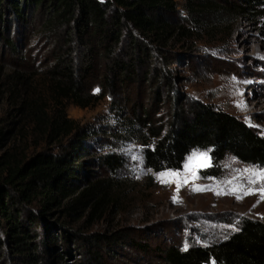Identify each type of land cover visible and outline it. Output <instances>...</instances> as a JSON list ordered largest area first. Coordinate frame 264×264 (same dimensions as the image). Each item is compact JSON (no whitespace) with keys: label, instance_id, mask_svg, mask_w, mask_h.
Here are the masks:
<instances>
[{"label":"rangeland","instance_id":"rangeland-1","mask_svg":"<svg viewBox=\"0 0 264 264\" xmlns=\"http://www.w3.org/2000/svg\"><path fill=\"white\" fill-rule=\"evenodd\" d=\"M20 1L16 12L11 0H0V160L13 155L27 161L45 151L67 154L79 133L53 140L38 122V116L52 119L65 111L89 134L80 161L81 190L101 181L102 199L94 214L90 205L80 217L64 212L73 197L62 198V205L46 216L35 201L29 209L40 222L31 227L38 234L27 237L31 251L41 253L47 240L64 264L92 253L106 264H166L163 253L171 246H207L237 231L245 218L264 219V164L227 155L217 165L219 176H212L202 174L213 166L210 150H193L181 170L156 172L144 159L145 149L156 141L149 127L167 128L180 107L197 101L240 117L264 135V0L260 5L253 0H173L174 12L163 17L185 32L160 44L134 31L146 44L141 55L149 59L136 82L116 75L111 86L105 55L96 46L90 61L75 36L73 54L64 61L73 57L79 74L86 63L95 64L86 92L97 100L87 108L68 99L57 102L50 71L69 47L67 40L63 31L55 35L45 27L47 7ZM250 5L251 13L240 16ZM106 154L121 157L123 165L109 170L102 160ZM7 226L0 220V264H34L26 251L13 248ZM64 230L73 233L67 245ZM38 259L37 264H47Z\"/></svg>","mask_w":264,"mask_h":264},{"label":"trees","instance_id":"trees-1","mask_svg":"<svg viewBox=\"0 0 264 264\" xmlns=\"http://www.w3.org/2000/svg\"><path fill=\"white\" fill-rule=\"evenodd\" d=\"M11 1L14 10L20 12L21 1ZM23 1H28L33 7H47L45 27L55 35L63 31L67 40L69 47L64 46L68 47L65 54L57 57V65L50 71L51 88L57 102L61 104L68 99L87 108L97 100L86 92L89 73L95 69V64L86 63L84 72L79 74L76 73L78 65L73 57L68 62L64 61V56L73 54L70 44L75 36L80 40V47L88 52L90 61L95 60L98 53L96 46L100 55H105L110 64L105 79L113 86L116 80L112 78L116 75H120L122 80L136 82L137 77H142L143 72H146L149 59L141 55L146 53V44L134 35L135 30L155 37L160 44L171 36L185 32L184 26L163 17L164 13L174 12L173 0ZM253 3L262 4L260 0H253ZM251 7L241 9L239 15L250 14ZM227 10L229 14L236 11ZM144 76H147L146 73ZM164 77L170 76L165 74ZM147 114H150L148 110ZM147 118L144 116L142 119ZM38 122L53 140L73 133H79L81 138L71 145L65 155L45 151L27 161H19L13 155L0 160V220L8 224L6 236L14 244L13 248L17 252L26 251L28 254L25 257L30 263L37 264L38 258H43L47 264H64L61 253L52 249L47 240L44 245L46 249L41 253L30 250L29 246L33 242L27 241V237L37 230L31 227L39 226L40 217L29 207L35 201H40V212L46 216L62 205V198L73 197L64 210L66 216L80 217L90 205L94 208V214L101 205L102 199L98 197L101 181L90 183L89 187L81 190L80 175L84 164L80 161L87 152L84 141L89 134L80 124L67 117L65 111L52 119L38 116ZM149 132L156 141L145 149L144 159L146 166L156 172L181 170L187 156L195 149L210 150L213 166L202 171L204 175L219 176L217 165L227 155L244 163L264 164V135L240 117L218 109L211 103L197 101L185 108L180 107L167 128L151 126ZM102 160L111 171L123 165V159L115 154H106ZM45 227L48 231L51 229L49 223ZM72 235L67 230L62 233L66 245L72 240ZM57 239L54 236L53 243L56 244ZM0 241L3 244L1 238ZM52 251L57 255L48 257L47 254ZM163 254L166 264H264V219L245 218L240 228L224 240L185 250L171 246ZM67 264L106 262L99 253H92L78 262Z\"/></svg>","mask_w":264,"mask_h":264},{"label":"bare ground","instance_id":"bare-ground-1","mask_svg":"<svg viewBox=\"0 0 264 264\" xmlns=\"http://www.w3.org/2000/svg\"><path fill=\"white\" fill-rule=\"evenodd\" d=\"M247 47V46H246Z\"/></svg>","mask_w":264,"mask_h":264}]
</instances>
